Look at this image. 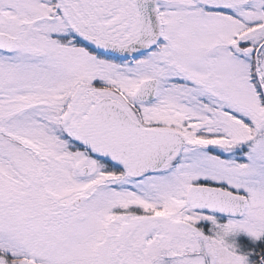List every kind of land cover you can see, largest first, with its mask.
<instances>
[{"label": "snow or ice", "instance_id": "1", "mask_svg": "<svg viewBox=\"0 0 264 264\" xmlns=\"http://www.w3.org/2000/svg\"><path fill=\"white\" fill-rule=\"evenodd\" d=\"M0 264H264V0H0Z\"/></svg>", "mask_w": 264, "mask_h": 264}]
</instances>
